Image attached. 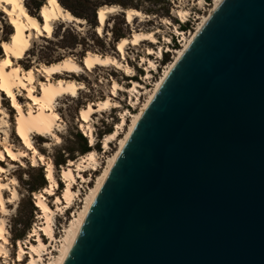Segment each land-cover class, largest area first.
<instances>
[{
  "label": "water",
  "instance_id": "95a60500",
  "mask_svg": "<svg viewBox=\"0 0 264 264\" xmlns=\"http://www.w3.org/2000/svg\"><path fill=\"white\" fill-rule=\"evenodd\" d=\"M64 264H264V0H223L106 175Z\"/></svg>",
  "mask_w": 264,
  "mask_h": 264
},
{
  "label": "bare ground",
  "instance_id": "6f19581e",
  "mask_svg": "<svg viewBox=\"0 0 264 264\" xmlns=\"http://www.w3.org/2000/svg\"><path fill=\"white\" fill-rule=\"evenodd\" d=\"M222 1L223 0H213L212 10L208 15L200 18V22L197 24L193 32L188 34V36L184 31L175 29V34L182 36L180 47L173 50L169 47L166 49L167 52L171 51L174 56L164 67L163 74L154 83L152 90H147L142 83L132 79L128 81L130 85L127 87H124L116 80L112 79L110 82L109 96L107 98L96 103L89 102L79 110L77 117L79 129L83 132L82 135L89 140V147H94V128L92 126L93 116L121 108L122 106L120 103L116 101L120 92H124L127 95L125 100L126 105L135 108L140 102L138 98L139 95H142L140 92L146 90L144 94L147 95V98L138 113L133 114L128 109H123V112L119 115V121L114 130L105 135L102 142V148L105 149V152L109 149V144L115 140H118L117 149L107 159L105 168H103L102 172L96 176L93 185L87 188V193L82 200V206L73 211V206L80 198L82 189L79 185L77 191L74 190V187L77 186L76 178L81 180L80 184L89 183V180L86 179L84 174L87 172L96 173L98 171L99 164L96 153L93 150H90L77 162L70 160L67 166L62 167L61 178L65 187L62 195L57 196L55 190L58 187V183L54 177L52 163L49 161L46 163L45 156L41 153L43 148H36L33 140L36 139L37 141H40L41 139L48 140V138H50L55 141V144H60L61 141L56 128L61 122V117L58 113L59 110L57 108V103L58 101H64L67 98H78L79 93L85 89V85L78 82L76 77L81 76L85 71L92 73V71L97 68H112L122 72L129 78L134 77V70L127 63V49L129 47H139L142 43L157 44L158 42L155 37L156 33L133 32L128 38L122 37L115 45L118 59L109 55H100L90 52L84 55L80 61L76 60L75 56L71 53H61L44 60L38 55L31 58L29 56L31 53L29 52L32 50L34 42L41 40V38L52 39L55 32V26L58 23L76 24L80 26L85 24V21L75 17L69 11L65 10L57 0H55V3H50V0H44L43 4L38 9L36 16L29 13V10L25 6V0H16L15 4H8L5 3L4 0H0V24L4 16L8 28L11 30L9 37L0 34V39L4 40L0 43L3 53L0 58V129H3L0 131V135L2 134V136H4L3 141L0 136V162L3 161L6 153L7 157L12 162L17 163L18 161V165L23 166V161L31 156L32 167L38 165H44L46 167L45 173L48 181V185L43 187L39 194L34 195L35 206L41 212L39 219L42 223L34 224V227L29 234V241L23 243L18 241V251L16 253L17 263L20 264L24 259V255L28 254L29 264H64L106 175L130 134L178 59ZM201 4L202 0L199 2V5ZM5 9H7V11H5ZM117 11H119L117 5L103 6L97 10V26L95 27V31L98 36L101 37L103 34V27L105 26L107 16ZM9 12L12 13L11 16L8 15ZM100 13H103V17H101ZM121 13L124 14L127 24H131L135 18L143 17L141 12L136 9H127L124 12L121 11ZM187 15L188 14L182 10L177 11L176 13V16L183 21ZM13 21H15V23H13ZM165 23L169 24L167 20ZM13 36L17 37L15 41L12 40ZM165 42L169 43L167 39H165ZM5 44L9 45L7 50L4 48ZM168 46H170V43ZM25 53H29V55L25 57ZM162 55L163 51L161 47L157 50L147 48L144 51L143 56H141L139 60L145 71L143 77L144 81H148L151 78L152 71L157 70L156 62L150 57L155 56L156 59H161ZM25 58L26 60L30 58L31 61L27 63L25 60L23 65H32V67L27 70L22 69L18 62H16V60H23ZM54 78L57 79L54 80ZM60 78H69L70 80H63ZM4 88H7L8 91L11 92V96L4 91ZM1 93L3 95H1ZM2 96L6 97V99L11 102V106L8 109H4L5 101ZM13 97L15 98L14 102L12 99ZM23 99L24 102L21 103ZM12 110H15L16 133H13L12 128L9 126L11 120L10 113ZM127 119H130L128 126ZM121 132L123 133V137L119 138ZM16 138H20V141L22 142V148L18 150H15L13 147L14 145L11 144V139L15 142ZM48 141H45L46 144H44V147H47ZM13 157H15V159ZM0 172L3 173L0 174V206L2 209V190L8 187L3 182L5 180L4 174L6 173H4L1 167ZM11 172L12 171L6 175L10 176ZM51 196L55 197V210H52L46 202L47 197ZM70 209L73 211L70 222L63 226V234L57 239L53 229L54 215L56 213L64 214ZM40 232L47 237L48 244L43 241L42 236L39 235ZM31 238H34L32 240H34L33 242L36 243V245L31 243ZM0 240L4 242L3 244L8 243L3 235L1 226ZM53 243L58 244V246H56L57 249L48 251ZM0 256H4V259H6V251L2 244L0 245ZM46 256H48L46 259L48 260V263L44 260Z\"/></svg>",
  "mask_w": 264,
  "mask_h": 264
},
{
  "label": "rangeland",
  "instance_id": "374dc122",
  "mask_svg": "<svg viewBox=\"0 0 264 264\" xmlns=\"http://www.w3.org/2000/svg\"><path fill=\"white\" fill-rule=\"evenodd\" d=\"M59 1L76 5V9L74 11L78 15H81L79 18L85 19V24L79 26L76 24L58 23L55 26L53 38L50 40L41 38V40L34 42L33 48L29 52L31 54L29 55V53H25V57L29 55L33 58L35 55H38L42 58V60H44L61 53H71L75 56L76 60L80 61L84 55L90 52L100 55H109L118 59V55L115 51L116 43L121 37H130L133 32H154L156 33L155 37L158 43H142L139 47H129L127 49V63L134 70V77L129 78L122 72L112 68H97L96 70H93L92 73L85 71L81 74V76L76 77L78 82L85 85V89L79 93L78 98H67L64 101H58L57 108L59 110L58 113L61 117V122L56 129L58 130V135L60 137V144H55V141L50 138H48L49 141L47 139H41L40 141H37L36 139L33 140L36 148H43L41 153L45 156L46 163L48 161L52 163L54 177L58 183V187L55 190V194L57 196L62 195L65 187L61 178L62 167L67 166L70 160L77 162L83 156L81 155V150L84 143L87 147H89V140L87 141L86 138H84L82 135L83 132L79 129L77 121L79 110L89 102L96 103L107 98L109 96L110 82L112 79L116 80L124 87L129 86L130 84L128 81L132 79L142 83L147 90H152L154 83L163 74L164 67L174 56L171 51L167 52L166 49L169 47L173 50L180 47L182 36L176 35L175 29L183 30L181 27H185L184 33L188 36V34L193 32L197 24L200 22V18L208 15V13L212 10L213 4V0H209L208 2L202 0L201 5H199L201 0H140L139 2H137V0ZM43 2L44 0H25V6L31 15L33 14V16H36V5H41ZM80 2H84L88 6L87 11H82L79 7H77V3ZM123 2L128 6L127 9H136L141 12L143 17L135 18L131 24H127L124 14L121 13V11L124 12L127 10L122 9L120 6V3ZM110 3H112V5H117L119 7V11L107 16L105 26L103 27V34L100 37L95 31L94 27L96 25L94 26L91 23L93 21L92 14L95 15V10H97L100 6L110 5ZM180 10L188 14L184 21L176 16L177 11ZM86 19H88L89 22ZM166 20L169 24L165 23ZM10 33L11 30L8 28L6 18L3 16L0 24V34L9 37ZM165 39L169 41L170 46H168L169 43L165 42ZM2 41L4 40L0 39V43ZM159 47H161L163 51L161 59H156L155 56L150 57L156 62L157 70L152 71L151 78L148 81H144L143 77L145 75V71L139 62L140 57L143 56L144 51L147 48L157 50ZM2 55V49L0 47V58ZM25 60L26 58L23 60H16V62H18L22 69L27 70L32 67V65L29 64L24 66L23 62ZM30 61V58L26 60L27 63ZM55 79L57 78H54V80ZM60 79L70 80L69 78ZM145 92L146 90H142L140 92L142 94L141 96H138L140 102L135 108H131L126 105L125 100L127 95L124 92H120L116 101L120 103L122 106L121 108L116 110L113 109L111 112H104L93 116L92 126L94 128L93 134L95 145L94 147H90V149L97 155L99 169L96 173L87 172L84 174L86 179L89 180V183L87 184H80L81 180L76 178L77 186L74 187V190L77 191L79 185L82 189L80 198L73 206V211L82 206V200L84 199V195L87 193V188L93 185L96 176L102 172L103 168H105L107 159L117 149L118 140H115L109 144V149L105 152V149L102 148V142L105 135L114 130L119 121V115L123 112V109H128L133 114L138 113L147 98V95L144 94ZM1 95L3 94L1 93ZM2 98L5 101L4 109H8L11 106V102L4 96H2ZM23 102L24 99L21 103ZM14 111L15 110H12L10 113L11 120L9 122V126L12 128L13 133H16ZM129 123L130 119H127V126ZM2 130L0 129V131ZM78 135L85 139L84 143L81 139H79ZM0 136L3 141L4 136H2V134ZM122 137L123 133L121 132L119 138ZM11 141L15 150L22 148L20 138H16L15 142L13 139H11ZM45 141H48L47 147H44V144H46ZM30 157L31 156H29L27 160L23 161V166H20L18 165V161L17 163L12 162L5 153L3 161L0 162V167L4 173L9 174V172L12 171L10 176L4 174L5 180L3 181L8 188L2 190L3 208L1 209L0 206V226L8 243L3 244L4 242L0 240V245L2 244L6 251V259H4V256H0V264H19L16 262L18 241H21L22 243L29 241V234L34 227V224L42 223L39 219L41 212L35 206L34 195L39 194L42 191V187L48 185L45 173L46 167L44 165L32 167ZM0 174L3 173L0 172ZM42 183H44V185ZM41 184L42 186L40 187ZM32 188L34 189V192L28 193V190ZM54 198L55 197L51 196L47 197L46 200L52 210H55ZM70 210L66 211L64 214L56 213L54 215L53 229L57 239H59L63 234V226L69 224L70 222L71 215L73 214V211ZM39 235H41L43 241L48 244L47 237L44 236L42 232H40ZM32 239L34 238H31V240ZM33 241L34 240H32L31 243L36 245ZM51 246L52 247L49 248L48 251L57 249L56 246H58V244L53 243ZM47 258L48 256L44 258L46 263H48V260H46ZM20 264H29L28 254L24 255V259Z\"/></svg>",
  "mask_w": 264,
  "mask_h": 264
},
{
  "label": "trees",
  "instance_id": "16d2710c",
  "mask_svg": "<svg viewBox=\"0 0 264 264\" xmlns=\"http://www.w3.org/2000/svg\"><path fill=\"white\" fill-rule=\"evenodd\" d=\"M58 2H59V4L65 9V10H67V11H69L72 15H74L75 17H77V18H79V17H81V15H78L74 10L76 9V5H71V4H68V3H66V2H61V1H59V0H57ZM131 1V0H130ZM140 0H137V2H139ZM205 1H209V0H205ZM42 5V4H41ZM41 5H36V9H37V11H38V9L41 7ZM110 5H112V3H110ZM110 5H104V6H110ZM120 6L122 7V9H127V5H125V3L123 2V3H120ZM77 7H79V9H81L82 11H87V9H88V6L84 3V2H80V3H77ZM100 7H103V6H100ZM99 7V8H100ZM98 8V9H99ZM97 9V10H98ZM129 9H132V8H129ZM97 10H95V15L94 14H92V16H93V21L91 22L92 23V25H96L97 26V24H95V23H97V21H96V13H97ZM95 18V19H94ZM79 19H81V18H79ZM82 20H84L85 21V19H82ZM86 20H88V19H86ZM86 22V21H85ZM88 22H89V20H88ZM95 26V27H96ZM94 27V28H95ZM183 30L182 31H185V27H181ZM122 38V37H121ZM120 38V39H121ZM165 56H167V55H165ZM166 62V61H165ZM110 133V132H109ZM108 134V133H107ZM78 137H79V139H81L82 141H83V143L85 142V137L84 138H82L80 135H78ZM91 149H90V147H87L86 146V144L84 143V145H83V147H82V150H81V155H84V154H86L87 152H89ZM43 185H44V183H42ZM42 184L40 185V187L42 186ZM45 187V186H44ZM43 188V187H42ZM34 192V189L32 188V189H29L28 190V193H33Z\"/></svg>",
  "mask_w": 264,
  "mask_h": 264
},
{
  "label": "snow or ice",
  "instance_id": "6c2138e0",
  "mask_svg": "<svg viewBox=\"0 0 264 264\" xmlns=\"http://www.w3.org/2000/svg\"><path fill=\"white\" fill-rule=\"evenodd\" d=\"M5 3H8V4H15L16 0H4ZM50 3H55V0H50ZM5 11H7V9H5ZM9 16L12 15L11 12L8 13ZM101 17H103V13H100ZM13 23H15V21H13ZM17 39L16 36H13L12 37V40L15 41ZM4 48L7 50L9 48V45L5 44L4 45ZM7 63V62H5ZM4 91L8 93L9 96H11V92L8 91L7 88H4ZM13 102L15 101V98L13 97ZM15 159V157H13Z\"/></svg>",
  "mask_w": 264,
  "mask_h": 264
},
{
  "label": "built area",
  "instance_id": "2783aa9c",
  "mask_svg": "<svg viewBox=\"0 0 264 264\" xmlns=\"http://www.w3.org/2000/svg\"><path fill=\"white\" fill-rule=\"evenodd\" d=\"M179 44V43H178Z\"/></svg>",
  "mask_w": 264,
  "mask_h": 264
}]
</instances>
